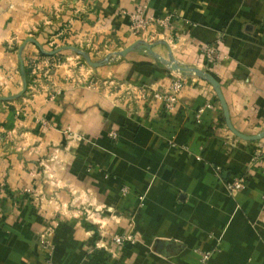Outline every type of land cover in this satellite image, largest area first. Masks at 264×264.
Segmentation results:
<instances>
[{
  "label": "crops",
  "instance_id": "obj_1",
  "mask_svg": "<svg viewBox=\"0 0 264 264\" xmlns=\"http://www.w3.org/2000/svg\"><path fill=\"white\" fill-rule=\"evenodd\" d=\"M121 10L168 20L140 39L152 54L23 49L26 97L0 103V264H264V139L234 136L210 84L163 62L212 75L233 127L264 131V0H0V96L21 89L27 38L92 62L139 40ZM179 78L166 109L152 91Z\"/></svg>",
  "mask_w": 264,
  "mask_h": 264
},
{
  "label": "water",
  "instance_id": "obj_2",
  "mask_svg": "<svg viewBox=\"0 0 264 264\" xmlns=\"http://www.w3.org/2000/svg\"><path fill=\"white\" fill-rule=\"evenodd\" d=\"M28 43H31V44L35 45L38 48V50L43 55H46V56L54 55V54L58 53L60 50H62V49H57V50H54V51H51V52H47V51H45L43 49L42 45H40L33 38H27L26 40H24L23 43L18 48V51H17V59H18V63H19V71H20V76H21V80H22L21 89L15 95L6 96V97H0V102L15 100V99L19 98L20 96H22V94L26 91L27 81H26L25 72H24V60H23V57H22V52H23L24 47ZM64 48L75 51L91 67H98L101 64L108 62L109 59L112 56H114V57H124L126 54H128L129 52H131L134 49L146 50L150 54L153 53L151 44H148V43H146L144 41H136V42L132 43L131 45H129L128 47L124 48L121 51H116L113 54L106 55V57L103 60H101V61L92 62L90 57L88 56V54H86L85 52L79 51L77 48H74V47H64ZM163 62L166 63L170 67V69H172V70H182V71H184L185 73H188V74L193 73L194 75L204 79L205 81H207L210 84V86L212 87V89L214 91L216 99H217V101H218V103L220 105L224 123H225L227 129L234 136H236V137H238V138H240V139H242L244 141H252V142L264 139V131H261L260 133H257L255 135H245V134L240 133L239 131H237L233 127V125L231 123V120H230L229 111H228L226 102L224 100V97H223L221 89H220V84L218 83V81L212 75H210L208 73H205V72H202V71H200L198 69H187V68L183 69V68H180L177 65H175L174 63H172L171 61H163Z\"/></svg>",
  "mask_w": 264,
  "mask_h": 264
},
{
  "label": "built area",
  "instance_id": "obj_3",
  "mask_svg": "<svg viewBox=\"0 0 264 264\" xmlns=\"http://www.w3.org/2000/svg\"><path fill=\"white\" fill-rule=\"evenodd\" d=\"M131 22L136 27H141V25H145L147 23H150L151 21H154L153 18L144 19L142 16L138 14H131L129 16ZM159 23V21H157ZM202 51L207 58V60L211 63L216 62L218 60V51L214 46H204L202 48ZM183 88V81L182 79H176L172 81L170 86L166 89L158 90L154 89L152 91V97L153 99L160 101L166 109H172L174 104L177 101V97L180 93V91ZM142 97L145 95V92H142L140 94ZM109 138L116 139V134L111 132L109 134ZM259 156H262L264 158V146H262L261 151L259 152ZM245 188V182L242 178H234L232 181L228 182L226 184V189L229 193H233L235 191H240ZM112 242L114 245L120 247L125 243H133L134 239L130 234H119L114 235L112 237ZM194 253L197 256L196 264H209L211 253L209 251H202V250H195Z\"/></svg>",
  "mask_w": 264,
  "mask_h": 264
},
{
  "label": "rangeland",
  "instance_id": "obj_4",
  "mask_svg": "<svg viewBox=\"0 0 264 264\" xmlns=\"http://www.w3.org/2000/svg\"><path fill=\"white\" fill-rule=\"evenodd\" d=\"M134 13L142 16L144 19H148L149 17L153 18V16L146 15L144 13V11H139V12H134ZM131 14H133V13L126 12L125 10L119 11V15L125 17L124 19L128 23V35H129V39H131V40L139 39V40H136V41H141L140 39H143L145 37V34L148 33L150 29L156 28V26H159V27H162V28L163 27L166 28V26H168V24H167L168 20L164 21V20H160L159 19V20L151 21L150 23H147L145 25H141V27H136L135 25L132 24V22H131V20L129 18V16ZM157 21H159V23ZM31 32L28 33V34H33V31H31ZM46 35H48V37H50V38L51 37L53 38V41L52 40H48L46 43H44V48L43 49L45 51H47V52H51V51H54V50H57V49H63L64 47H62V46L67 45L66 43L62 44L63 42H58L56 39L54 40L55 34H53V33L46 32ZM58 46L61 47V48H56ZM106 46H107V49L109 50L110 46H111V43H109V42L106 43ZM12 47L14 48V50H16V48H17L16 44H14V43H13ZM78 57H79L78 59H79V61H81V63H83L84 65L87 64L81 56H78ZM111 58H113V57H111ZM111 58L109 60H111ZM93 60H95V59L93 58ZM31 68H32L31 71L33 72L36 69V66L33 67V64H32ZM37 70L38 71H42L41 68H37L36 71ZM43 72H45V71H43ZM26 92H27V88H26V91L19 98L15 99V100H12V101H5V102L12 103L13 101H17V100L21 99L22 97H26L25 96ZM0 97H6V96H0ZM5 102H3V103H5Z\"/></svg>",
  "mask_w": 264,
  "mask_h": 264
},
{
  "label": "trees",
  "instance_id": "obj_5",
  "mask_svg": "<svg viewBox=\"0 0 264 264\" xmlns=\"http://www.w3.org/2000/svg\"><path fill=\"white\" fill-rule=\"evenodd\" d=\"M24 72H25V77H26L27 86H28V82H29V80H28V69H27V67L25 66V63H24Z\"/></svg>",
  "mask_w": 264,
  "mask_h": 264
}]
</instances>
